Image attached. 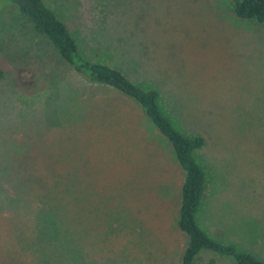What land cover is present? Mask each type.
<instances>
[{"label": "rangeland", "instance_id": "1", "mask_svg": "<svg viewBox=\"0 0 264 264\" xmlns=\"http://www.w3.org/2000/svg\"><path fill=\"white\" fill-rule=\"evenodd\" d=\"M44 2L83 58L156 89L172 125L204 139L195 220L264 261V22L228 0ZM0 70V264H57L41 209L76 200L87 264H179L184 171L141 106L86 81L5 0ZM208 262L236 264L209 249L192 264Z\"/></svg>", "mask_w": 264, "mask_h": 264}, {"label": "trees", "instance_id": "2", "mask_svg": "<svg viewBox=\"0 0 264 264\" xmlns=\"http://www.w3.org/2000/svg\"><path fill=\"white\" fill-rule=\"evenodd\" d=\"M30 25L31 29L43 35L55 48L61 59L92 84L108 86L141 106L158 133L170 143L175 159L184 171L180 188L177 226L187 236V243L179 264H192L202 249L232 257L236 264H264L256 255L237 250L230 243L218 242L208 236L195 220V210L204 189V173L193 151L203 145L200 135L188 136L177 130L163 114L158 103V91L139 87L118 69L108 64L83 58L77 50L74 38L62 21L44 0H5ZM234 15L241 19L264 22V0H228ZM1 75V70H0ZM79 191L76 190L75 194ZM46 218L40 219V228L57 248V257L63 261L67 254L70 264H87L85 240L89 229V218L85 205L75 201L73 206L66 202L63 207L41 209ZM57 264H59V261ZM207 264H211L208 262Z\"/></svg>", "mask_w": 264, "mask_h": 264}]
</instances>
